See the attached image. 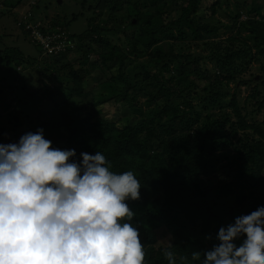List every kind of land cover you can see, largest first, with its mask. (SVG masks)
<instances>
[{
    "label": "trees",
    "instance_id": "obj_1",
    "mask_svg": "<svg viewBox=\"0 0 264 264\" xmlns=\"http://www.w3.org/2000/svg\"><path fill=\"white\" fill-rule=\"evenodd\" d=\"M257 1L264 0L251 2L246 24L261 53L264 14L257 12ZM87 2L82 0V11L71 16L85 15L86 28L81 33L65 30L58 17L46 18L47 30L58 32L56 28H61L74 40L73 47L80 51V68H73L71 61L63 62L59 68L71 73L70 78L61 79L65 85L52 88L46 83L38 91L40 97H50L53 108L49 115L42 110L34 116L28 113L26 123L34 133L42 128L44 138L54 146L74 149L76 156L71 159L75 161L82 160L83 152H100L111 162V171H133L141 184L140 198L126 203L134 212L131 223L140 233L145 264H168L166 249L175 253L176 264H199L192 261V253L203 254L219 244L221 227L264 206V119H252L248 109L242 112L235 94L213 91L217 84L234 80L255 58L246 59L247 50L221 47V41L214 40L218 29L209 20L222 0ZM31 8L34 11L33 5ZM18 27L37 45L32 28ZM175 43L179 52L183 48L190 51L182 57L175 52ZM92 53L98 56L101 73L107 70L109 75L93 93L91 107L74 108L61 117L67 129L64 133L56 118L57 105L85 93L83 78L92 70L87 68ZM4 54L5 64L14 63L15 67L26 64L25 59L29 63L35 60L18 47L8 48ZM66 54L53 56L50 62L56 66ZM112 68L118 70L116 75ZM46 69L38 72L39 78ZM190 74L203 78L206 84L198 86ZM257 88L254 86L246 98L261 111L264 97L257 99ZM25 90L30 98L29 89ZM139 92L147 94L144 103L136 99ZM225 97H229L225 106L230 110L219 115L211 112L214 103L223 106ZM109 101L114 102L113 108L107 105ZM122 103L131 110V117L117 115ZM13 121L22 124L17 115ZM244 238L235 241L237 246Z\"/></svg>",
    "mask_w": 264,
    "mask_h": 264
},
{
    "label": "clouds",
    "instance_id": "obj_2",
    "mask_svg": "<svg viewBox=\"0 0 264 264\" xmlns=\"http://www.w3.org/2000/svg\"><path fill=\"white\" fill-rule=\"evenodd\" d=\"M80 155L53 148L42 128L0 143V264H145L126 203L140 198L139 180L111 171L100 152ZM217 239L192 261L264 264V206L221 227ZM164 256L176 264L172 250Z\"/></svg>",
    "mask_w": 264,
    "mask_h": 264
},
{
    "label": "rangeland",
    "instance_id": "obj_3",
    "mask_svg": "<svg viewBox=\"0 0 264 264\" xmlns=\"http://www.w3.org/2000/svg\"><path fill=\"white\" fill-rule=\"evenodd\" d=\"M92 0H88L91 3ZM82 0H0V143H18L22 135L32 132L31 126L26 121L29 120L28 113L34 116L39 110L45 115H49V111L53 108V104L50 101V97H40L39 90L46 87V83L50 87H61L65 84L61 82V79L65 76H69V70L67 68H59L63 62L71 61L73 68L79 69L77 63L80 51L76 48H69L66 54V58L61 59L60 62L55 66L52 64V57L43 54V51L38 45H34L29 42V38L25 37L23 31L20 30L18 25L20 23L29 22L28 10L33 5L35 16L37 20L43 21L48 18L58 17L59 24L68 32L78 34L86 28L85 15H79L77 18H73L72 14L82 11L81 6ZM87 2V4H88ZM251 2L255 0H222V4L218 8V11L214 18L209 20V24L217 27V33L214 36V40H219L220 46H228V49L242 48L247 50V54L255 58V60L248 65V68L244 69L241 73L237 74L235 79L228 83H220L214 87L215 93L228 92L229 94H235L238 106L242 109V112L251 110L249 116L254 120L264 119V107L261 111L256 110V106L249 100L247 95L251 94V89L257 86L258 95L257 99L262 100L264 97V51L259 52V48L255 45V40L251 31H248L246 24L248 14L247 11L251 6ZM260 3V7L256 4V10L258 13L264 14V1H257ZM87 4L85 6H87ZM39 5V7H34ZM241 7V9L239 8ZM32 9V8H31ZM241 11L239 17H235L237 12ZM28 15V16H27ZM32 20V18H31ZM52 20V19H51ZM31 22V21H30ZM229 38H235L236 41H231ZM180 45L179 41L177 40ZM178 44L173 46L175 52H179ZM18 47L25 55H29L33 59L30 63L28 59H25L26 64H19L18 67L14 66V63L10 65L5 64V50L8 48ZM76 49V50H75ZM200 47H194V51L197 52ZM264 50V46H263ZM190 51L188 48H183L179 53L182 57L185 53ZM97 54L92 53L88 61L87 68L92 69L89 74L83 78L85 83V93L80 96H72L70 100L65 104H58L56 111L57 121L61 123L64 133H67V129L62 125L61 117L66 112H71L74 108H81L83 106L91 107L93 104V93L96 92L99 83H101L109 75L106 71L99 70L96 64ZM181 61L186 59L181 58ZM212 70L211 63L207 65ZM47 68L45 73L40 77L39 73H42V69ZM113 74L116 75L118 70L112 68ZM96 77V80L93 77ZM48 77L49 82H48ZM193 77L198 86H203L206 81L201 77ZM88 81L91 82L88 84ZM64 82V81H63ZM147 87V85H145ZM25 87L28 88L30 98H27ZM151 87H149L150 89ZM210 93V92H209ZM96 94V93H95ZM147 98L146 92H139L136 96L138 103H144ZM18 99L23 100L19 103ZM229 100V97H225L223 100V106L219 107L218 104L214 103V107L210 109L216 115L221 112L229 111V107L225 104ZM197 101L193 100V103ZM249 102V103H247ZM114 107V102L109 101L107 104ZM143 107L148 105L140 104ZM24 109L21 113L18 110ZM121 110V113H120ZM119 114L127 115L131 117V110L125 104H121ZM210 111H206L208 113ZM114 113V112H113ZM17 115L20 117L22 124L18 125L13 121V116ZM116 115V116H117ZM71 116V114H69ZM34 133V132H33ZM44 136V133H43ZM53 148L62 149L61 145L54 146ZM231 150V149H229ZM232 151V150H231ZM228 152L231 155L233 152Z\"/></svg>",
    "mask_w": 264,
    "mask_h": 264
},
{
    "label": "built area",
    "instance_id": "obj_4",
    "mask_svg": "<svg viewBox=\"0 0 264 264\" xmlns=\"http://www.w3.org/2000/svg\"><path fill=\"white\" fill-rule=\"evenodd\" d=\"M28 14V19L31 22L29 21L20 23L19 26H22L24 24L25 29L32 28V39L36 42L37 45L40 46L41 50L43 51V54L48 56H59L60 53L67 52L69 48H75L73 47L74 40L69 38L68 32L62 30L61 28H56L57 30H60L58 32L49 31L47 30L48 25L46 24L49 22L46 21V19L43 21L37 20V18L34 17V14L30 9L28 10ZM39 27L44 30H38L37 28Z\"/></svg>",
    "mask_w": 264,
    "mask_h": 264
}]
</instances>
